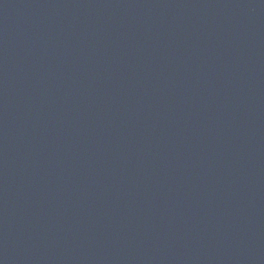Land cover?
Here are the masks:
<instances>
[{"label": "water", "instance_id": "water-1", "mask_svg": "<svg viewBox=\"0 0 264 264\" xmlns=\"http://www.w3.org/2000/svg\"><path fill=\"white\" fill-rule=\"evenodd\" d=\"M0 264H264V0H0Z\"/></svg>", "mask_w": 264, "mask_h": 264}]
</instances>
